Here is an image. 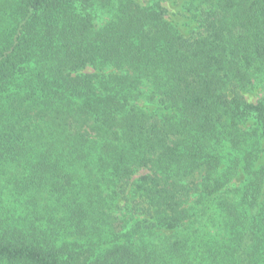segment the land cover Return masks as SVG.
<instances>
[{
  "label": "trees",
  "instance_id": "16d2710c",
  "mask_svg": "<svg viewBox=\"0 0 264 264\" xmlns=\"http://www.w3.org/2000/svg\"><path fill=\"white\" fill-rule=\"evenodd\" d=\"M259 87L264 0H0V264H264Z\"/></svg>",
  "mask_w": 264,
  "mask_h": 264
},
{
  "label": "rangeland",
  "instance_id": "374dc122",
  "mask_svg": "<svg viewBox=\"0 0 264 264\" xmlns=\"http://www.w3.org/2000/svg\"><path fill=\"white\" fill-rule=\"evenodd\" d=\"M173 10H174V12H177L179 10V8L173 7ZM184 30L187 31L186 29H184ZM261 95L264 96V88H261V87L255 89L251 93L246 94L247 98L251 101H255L257 99V97H259Z\"/></svg>",
  "mask_w": 264,
  "mask_h": 264
}]
</instances>
